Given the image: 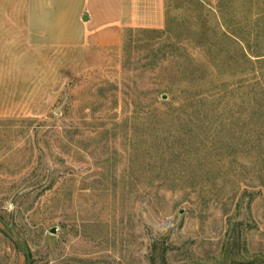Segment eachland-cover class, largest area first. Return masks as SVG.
Here are the masks:
<instances>
[{
  "label": "rangeland",
  "instance_id": "rangeland-1",
  "mask_svg": "<svg viewBox=\"0 0 264 264\" xmlns=\"http://www.w3.org/2000/svg\"><path fill=\"white\" fill-rule=\"evenodd\" d=\"M164 8L114 50L2 20L0 264H264V0Z\"/></svg>",
  "mask_w": 264,
  "mask_h": 264
},
{
  "label": "crops",
  "instance_id": "crops-1",
  "mask_svg": "<svg viewBox=\"0 0 264 264\" xmlns=\"http://www.w3.org/2000/svg\"><path fill=\"white\" fill-rule=\"evenodd\" d=\"M21 22L35 48L114 50L130 30L161 29L164 0H0V24ZM2 21V22H1Z\"/></svg>",
  "mask_w": 264,
  "mask_h": 264
},
{
  "label": "water",
  "instance_id": "water-1",
  "mask_svg": "<svg viewBox=\"0 0 264 264\" xmlns=\"http://www.w3.org/2000/svg\"><path fill=\"white\" fill-rule=\"evenodd\" d=\"M54 232V231H53Z\"/></svg>",
  "mask_w": 264,
  "mask_h": 264
}]
</instances>
